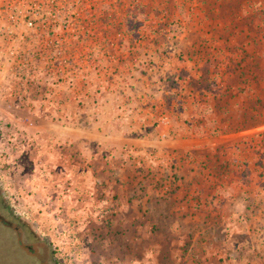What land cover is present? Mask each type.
I'll return each instance as SVG.
<instances>
[{"label": "crops", "instance_id": "crops-1", "mask_svg": "<svg viewBox=\"0 0 264 264\" xmlns=\"http://www.w3.org/2000/svg\"><path fill=\"white\" fill-rule=\"evenodd\" d=\"M255 1L138 0L125 18L132 50L88 41L93 54L66 80L51 79L47 54L39 86L24 85L40 94L8 98L34 159L90 188L58 217L77 219L71 231L92 249L125 248L121 264H264V61L245 67L255 53L240 51L262 42L264 60ZM5 76L1 104L15 92Z\"/></svg>", "mask_w": 264, "mask_h": 264}, {"label": "rangeland", "instance_id": "rangeland-1", "mask_svg": "<svg viewBox=\"0 0 264 264\" xmlns=\"http://www.w3.org/2000/svg\"><path fill=\"white\" fill-rule=\"evenodd\" d=\"M253 12L255 19L262 23L264 0L255 1ZM255 44V50L253 46L248 47V44L240 48L245 56L251 50L255 53L244 58L245 67H260L264 61L259 59L258 51L263 49L262 42L256 41ZM14 79L16 82L17 77ZM6 91V103H0V264H57L56 261L60 264H121V260L127 258L125 248L123 257L117 255L121 252H110L108 245H104L106 250L97 252L88 246L89 238L86 234L77 235L71 231V226L77 225V219L58 217L61 213L72 215L77 203L74 192L79 189L87 192L90 188L86 184L78 186L75 178L68 175L70 171L63 174L55 168L54 163L44 167L42 161L34 159L36 156L31 153L33 136L26 131L22 132L10 118L12 108L8 103H12L8 98L15 96L13 98L23 99L40 93L24 89ZM41 93L43 98L50 97L49 92ZM19 107H23V102H19ZM29 160H35V169ZM37 177L41 178L40 182L36 180ZM72 184L76 187L73 188ZM85 203L88 206V202ZM82 217L86 219V216ZM19 221H23L24 225ZM131 253L134 255L137 250ZM126 261L132 262L128 258ZM122 263L125 264V261Z\"/></svg>", "mask_w": 264, "mask_h": 264}, {"label": "built area", "instance_id": "built-area-1", "mask_svg": "<svg viewBox=\"0 0 264 264\" xmlns=\"http://www.w3.org/2000/svg\"><path fill=\"white\" fill-rule=\"evenodd\" d=\"M137 2L0 0V73L3 76L7 72L15 73V90L24 89L27 83L36 87L40 82L35 81L33 75L37 70L36 62H45L47 54L52 56L45 69L51 79L53 76L66 80L88 62L91 52L93 54V48L86 43L88 41L102 42L100 48L107 51L110 47L119 48L128 40V47L132 50L136 42L128 39L125 18L136 8ZM33 40L36 43L32 44ZM75 42L76 47L68 53V45ZM9 61L10 66L6 64Z\"/></svg>", "mask_w": 264, "mask_h": 264}, {"label": "trees", "instance_id": "trees-1", "mask_svg": "<svg viewBox=\"0 0 264 264\" xmlns=\"http://www.w3.org/2000/svg\"><path fill=\"white\" fill-rule=\"evenodd\" d=\"M241 65V64H240ZM255 75H252V76H250V79H252V77H254ZM257 77L255 76V79H256ZM259 100V99H258ZM255 110H256V114H260V115H262V110H259V107L258 106H255V108H254ZM257 122V121H256ZM256 122H254V124L256 123ZM12 216H14V214H12ZM15 218H17L18 219V217H16V216H14ZM19 223H23V225H24V222L23 221H19ZM0 226H1V224H0ZM25 226L27 227V224H25ZM30 232L32 231L31 229L29 230ZM57 262V264H60L58 261H56Z\"/></svg>", "mask_w": 264, "mask_h": 264}]
</instances>
